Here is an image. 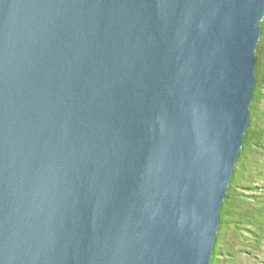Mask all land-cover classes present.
I'll use <instances>...</instances> for the list:
<instances>
[{"label":"water","instance_id":"obj_1","mask_svg":"<svg viewBox=\"0 0 264 264\" xmlns=\"http://www.w3.org/2000/svg\"><path fill=\"white\" fill-rule=\"evenodd\" d=\"M263 18L0 0V264H211Z\"/></svg>","mask_w":264,"mask_h":264},{"label":"trees","instance_id":"obj_2","mask_svg":"<svg viewBox=\"0 0 264 264\" xmlns=\"http://www.w3.org/2000/svg\"><path fill=\"white\" fill-rule=\"evenodd\" d=\"M255 55L256 81L249 110L250 123L222 202L211 264H240L241 251L247 247L253 254L264 242V193L255 191L254 175L249 170L251 166L256 175H261L264 165L260 161L264 150V110L261 108L264 99V18Z\"/></svg>","mask_w":264,"mask_h":264},{"label":"rangeland","instance_id":"obj_3","mask_svg":"<svg viewBox=\"0 0 264 264\" xmlns=\"http://www.w3.org/2000/svg\"><path fill=\"white\" fill-rule=\"evenodd\" d=\"M261 108L264 110V99L261 102ZM259 150L262 149L259 148ZM262 151L263 153L260 155V161H262L261 163H264V150ZM249 168L250 173L254 175L253 179L255 182L253 185L256 187L255 191L264 193V165H262L261 175H256L251 166H249ZM238 262L240 264H264V242L262 243L260 249L258 251H254L253 254L250 253L249 249L246 247V249L239 253Z\"/></svg>","mask_w":264,"mask_h":264}]
</instances>
